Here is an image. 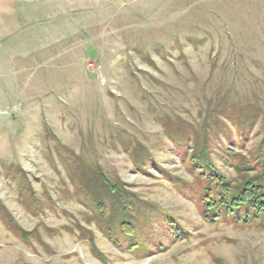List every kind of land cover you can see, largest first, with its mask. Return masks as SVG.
Listing matches in <instances>:
<instances>
[{
  "label": "rangeland",
  "instance_id": "1",
  "mask_svg": "<svg viewBox=\"0 0 264 264\" xmlns=\"http://www.w3.org/2000/svg\"><path fill=\"white\" fill-rule=\"evenodd\" d=\"M27 3L36 25L0 69V203L31 235L0 219V264H264V232L203 221L189 147L162 126L216 104L264 108V0ZM259 123L227 125L218 147L251 153ZM95 167L151 203V228L117 245L103 232L73 178Z\"/></svg>",
  "mask_w": 264,
  "mask_h": 264
},
{
  "label": "trees",
  "instance_id": "2",
  "mask_svg": "<svg viewBox=\"0 0 264 264\" xmlns=\"http://www.w3.org/2000/svg\"><path fill=\"white\" fill-rule=\"evenodd\" d=\"M198 120L201 123L167 119L162 126L167 138L179 149L189 147L185 161L195 178L201 218L211 225L228 222L237 228L264 232V108L252 103L216 104L215 108L205 110L203 117L199 114ZM257 122L260 140L251 153L245 155L223 145L218 147L220 135L231 140L227 125H234L245 136ZM134 154L135 165L146 171L148 154L137 150ZM81 177L79 169L75 170V193L94 208L92 220L109 238L116 239V245L118 237L130 240L141 230L151 228V203L141 201L120 180L109 181L96 167L89 169L90 178ZM0 215L5 228L27 243L31 234L17 226L1 203ZM139 247L140 244L132 243L129 248L134 251ZM97 258L104 259L98 255Z\"/></svg>",
  "mask_w": 264,
  "mask_h": 264
},
{
  "label": "crops",
  "instance_id": "3",
  "mask_svg": "<svg viewBox=\"0 0 264 264\" xmlns=\"http://www.w3.org/2000/svg\"><path fill=\"white\" fill-rule=\"evenodd\" d=\"M36 21L37 7H29L27 0H0V69L12 61L13 51L21 48Z\"/></svg>",
  "mask_w": 264,
  "mask_h": 264
}]
</instances>
